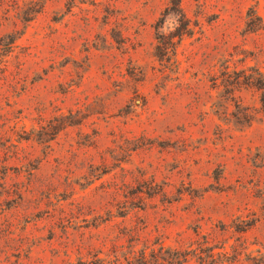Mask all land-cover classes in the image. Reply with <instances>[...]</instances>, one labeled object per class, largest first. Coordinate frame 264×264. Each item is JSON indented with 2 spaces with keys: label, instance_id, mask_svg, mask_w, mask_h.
<instances>
[{
  "label": "rangeland",
  "instance_id": "1",
  "mask_svg": "<svg viewBox=\"0 0 264 264\" xmlns=\"http://www.w3.org/2000/svg\"><path fill=\"white\" fill-rule=\"evenodd\" d=\"M264 0H0V264H264Z\"/></svg>",
  "mask_w": 264,
  "mask_h": 264
},
{
  "label": "trees",
  "instance_id": "2",
  "mask_svg": "<svg viewBox=\"0 0 264 264\" xmlns=\"http://www.w3.org/2000/svg\"><path fill=\"white\" fill-rule=\"evenodd\" d=\"M262 104H263V106H264V98H262Z\"/></svg>",
  "mask_w": 264,
  "mask_h": 264
}]
</instances>
